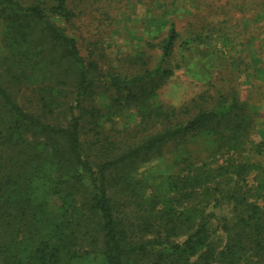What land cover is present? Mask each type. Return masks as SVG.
<instances>
[{
	"label": "trees",
	"instance_id": "16d2710c",
	"mask_svg": "<svg viewBox=\"0 0 264 264\" xmlns=\"http://www.w3.org/2000/svg\"><path fill=\"white\" fill-rule=\"evenodd\" d=\"M121 1L0 0V264H264L256 106L234 85L207 91L196 113L159 101L177 44L214 39L182 37L181 0H133L146 27L167 28L146 40L153 63L140 48L107 68L103 53L82 54L75 19ZM189 1L186 29H226L195 23L217 0ZM231 4L248 14L244 29L264 21V0ZM125 112L136 122L118 129ZM158 158L169 171L149 186L135 173Z\"/></svg>",
	"mask_w": 264,
	"mask_h": 264
},
{
	"label": "rangeland",
	"instance_id": "374dc122",
	"mask_svg": "<svg viewBox=\"0 0 264 264\" xmlns=\"http://www.w3.org/2000/svg\"><path fill=\"white\" fill-rule=\"evenodd\" d=\"M127 1L112 3L114 6L109 2L91 4L75 19L72 26V34L77 37L82 54L89 56L95 53L98 57L103 53L106 58L100 60V63L106 68L112 62L119 65V57L128 51L140 48L151 52L146 40L155 38V44L166 34L167 28L156 32L154 26L146 27V8L143 4L133 0ZM224 1L227 0H217L211 11L204 10L197 14L195 23L202 22L209 16L214 19L213 22L217 21V24L224 23L226 29H186L188 22L192 21L188 17L193 16L195 8L189 0L180 1L181 16L177 17V24L182 37H187L191 31L202 32L206 37V34L212 31L214 39L203 44L193 43L189 49H182L179 43L177 44L172 62L179 67L159 89L158 99L165 105L178 108L187 105L196 113L198 103L202 102L201 97L207 91L216 95L217 90L234 85L241 100L256 106L255 127L251 137L254 142H260L264 140V73L261 74V67L264 68V26L262 28L261 23L264 24V21L259 19L253 26L244 29L245 17L248 14L238 12L234 4L226 5L222 9L221 3ZM225 20L229 21V27L225 25ZM220 33L227 38L226 42H222ZM185 47L184 45L183 48ZM149 54L152 56V63L159 55L156 50ZM28 96L30 97V94ZM114 121L119 129L124 125L134 124L136 118L125 112ZM261 159L264 161V156ZM168 171L167 164L158 158L141 164L135 176L146 181L147 185L155 186L156 178ZM52 203L59 205L60 200L54 197Z\"/></svg>",
	"mask_w": 264,
	"mask_h": 264
}]
</instances>
